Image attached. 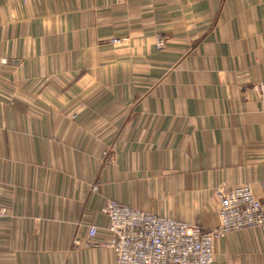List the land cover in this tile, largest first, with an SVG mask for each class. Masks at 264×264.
I'll return each mask as SVG.
<instances>
[{"label":"crops","instance_id":"crops-1","mask_svg":"<svg viewBox=\"0 0 264 264\" xmlns=\"http://www.w3.org/2000/svg\"><path fill=\"white\" fill-rule=\"evenodd\" d=\"M263 77L264 0H0V264H116L107 199L204 230L219 187L264 202ZM212 245L264 264L261 228Z\"/></svg>","mask_w":264,"mask_h":264},{"label":"built area","instance_id":"built-area-1","mask_svg":"<svg viewBox=\"0 0 264 264\" xmlns=\"http://www.w3.org/2000/svg\"><path fill=\"white\" fill-rule=\"evenodd\" d=\"M127 40L125 36L112 37L109 42L119 45ZM157 46H163L162 38ZM255 87L264 124V77ZM215 195L219 202L216 228L204 230L199 225L107 199L100 212L108 219L109 238L94 241L98 231L95 225L88 227V238L95 246L111 248L116 264H212L215 238L244 228L264 230V202L254 197L248 187H219ZM6 214V208L0 206V216Z\"/></svg>","mask_w":264,"mask_h":264}]
</instances>
